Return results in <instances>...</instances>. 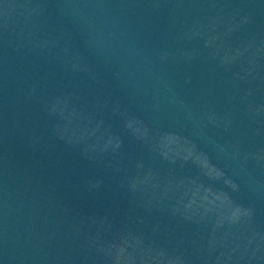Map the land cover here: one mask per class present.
<instances>
[{
	"label": "water",
	"instance_id": "water-1",
	"mask_svg": "<svg viewBox=\"0 0 264 264\" xmlns=\"http://www.w3.org/2000/svg\"><path fill=\"white\" fill-rule=\"evenodd\" d=\"M0 264H264V0H0Z\"/></svg>",
	"mask_w": 264,
	"mask_h": 264
}]
</instances>
